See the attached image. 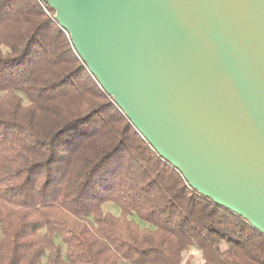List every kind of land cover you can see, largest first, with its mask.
Listing matches in <instances>:
<instances>
[{
	"label": "trees",
	"instance_id": "1",
	"mask_svg": "<svg viewBox=\"0 0 264 264\" xmlns=\"http://www.w3.org/2000/svg\"><path fill=\"white\" fill-rule=\"evenodd\" d=\"M64 32L43 0H0V264H180L191 247L264 264V236L158 157Z\"/></svg>",
	"mask_w": 264,
	"mask_h": 264
},
{
	"label": "water",
	"instance_id": "2",
	"mask_svg": "<svg viewBox=\"0 0 264 264\" xmlns=\"http://www.w3.org/2000/svg\"><path fill=\"white\" fill-rule=\"evenodd\" d=\"M189 187L264 236V0H43Z\"/></svg>",
	"mask_w": 264,
	"mask_h": 264
},
{
	"label": "rangeland",
	"instance_id": "3",
	"mask_svg": "<svg viewBox=\"0 0 264 264\" xmlns=\"http://www.w3.org/2000/svg\"><path fill=\"white\" fill-rule=\"evenodd\" d=\"M102 209L113 216L117 217L119 215L118 208L112 203H107L103 205ZM135 221L138 224L140 223L139 224L140 228H145V226L142 225L143 224L142 222L138 221L136 218ZM188 260L190 261V264H203L200 250L196 247H191L187 251L182 252L180 264H185V262Z\"/></svg>",
	"mask_w": 264,
	"mask_h": 264
},
{
	"label": "built area",
	"instance_id": "4",
	"mask_svg": "<svg viewBox=\"0 0 264 264\" xmlns=\"http://www.w3.org/2000/svg\"><path fill=\"white\" fill-rule=\"evenodd\" d=\"M45 12H46L47 15H49L46 10H45ZM64 33H65L66 36H68V34L66 32H64Z\"/></svg>",
	"mask_w": 264,
	"mask_h": 264
}]
</instances>
